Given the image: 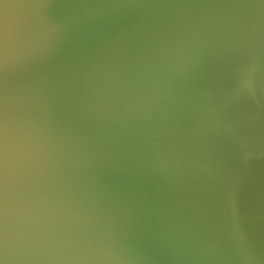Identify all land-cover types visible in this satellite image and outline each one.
Returning <instances> with one entry per match:
<instances>
[{
    "label": "water",
    "instance_id": "water-1",
    "mask_svg": "<svg viewBox=\"0 0 264 264\" xmlns=\"http://www.w3.org/2000/svg\"><path fill=\"white\" fill-rule=\"evenodd\" d=\"M0 264H264V0H0Z\"/></svg>",
    "mask_w": 264,
    "mask_h": 264
}]
</instances>
